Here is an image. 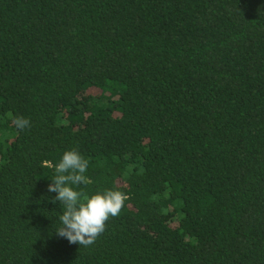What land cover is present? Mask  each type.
Wrapping results in <instances>:
<instances>
[{
	"label": "trees",
	"instance_id": "16d2710c",
	"mask_svg": "<svg viewBox=\"0 0 264 264\" xmlns=\"http://www.w3.org/2000/svg\"><path fill=\"white\" fill-rule=\"evenodd\" d=\"M73 148L128 197L89 247ZM0 264H264V0H0Z\"/></svg>",
	"mask_w": 264,
	"mask_h": 264
},
{
	"label": "clouds",
	"instance_id": "9594fccd",
	"mask_svg": "<svg viewBox=\"0 0 264 264\" xmlns=\"http://www.w3.org/2000/svg\"><path fill=\"white\" fill-rule=\"evenodd\" d=\"M13 124L21 131L31 126L30 120L23 116L14 117ZM88 165L89 161L78 149L65 151L60 161L53 165L55 176L47 189L57 194L52 202L63 206L58 218L61 226L55 230L56 234L80 247L94 244L105 232L106 222L120 214L128 199L120 190L107 189L91 196L76 190L74 186L89 183L85 175Z\"/></svg>",
	"mask_w": 264,
	"mask_h": 264
}]
</instances>
